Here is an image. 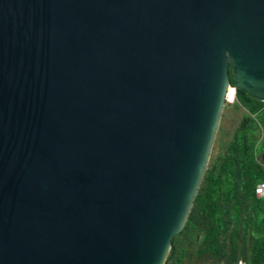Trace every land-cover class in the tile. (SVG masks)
I'll use <instances>...</instances> for the list:
<instances>
[{"label":"water","instance_id":"1","mask_svg":"<svg viewBox=\"0 0 264 264\" xmlns=\"http://www.w3.org/2000/svg\"><path fill=\"white\" fill-rule=\"evenodd\" d=\"M229 64L264 101V0H0V264H164Z\"/></svg>","mask_w":264,"mask_h":264},{"label":"trees","instance_id":"2","mask_svg":"<svg viewBox=\"0 0 264 264\" xmlns=\"http://www.w3.org/2000/svg\"><path fill=\"white\" fill-rule=\"evenodd\" d=\"M243 107L239 124L210 155L181 231L171 240L164 264H264V101L235 88Z\"/></svg>","mask_w":264,"mask_h":264},{"label":"rangeland","instance_id":"3","mask_svg":"<svg viewBox=\"0 0 264 264\" xmlns=\"http://www.w3.org/2000/svg\"><path fill=\"white\" fill-rule=\"evenodd\" d=\"M244 113V108L237 105L236 98L231 92V88H229L227 90L225 103L222 109L218 129L215 134L210 155L215 154L218 151L219 143L223 144L231 137L234 129L240 122L242 114Z\"/></svg>","mask_w":264,"mask_h":264},{"label":"built area","instance_id":"4","mask_svg":"<svg viewBox=\"0 0 264 264\" xmlns=\"http://www.w3.org/2000/svg\"><path fill=\"white\" fill-rule=\"evenodd\" d=\"M255 194L264 197V182H258L255 186ZM239 264H242L241 262Z\"/></svg>","mask_w":264,"mask_h":264}]
</instances>
